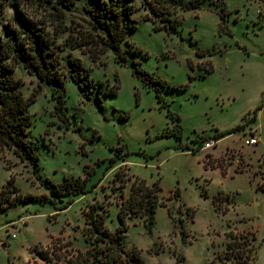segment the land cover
<instances>
[{"label": "rangeland", "instance_id": "374dc122", "mask_svg": "<svg viewBox=\"0 0 264 264\" xmlns=\"http://www.w3.org/2000/svg\"><path fill=\"white\" fill-rule=\"evenodd\" d=\"M133 3L139 25L129 40L143 55L130 60L163 83L157 82L153 89L145 87L129 68L116 65L113 52L93 54L90 47L61 53L65 59H77L86 72L94 74L92 86L103 83L102 92L95 90L90 101L84 100L70 81L62 89L41 83L27 69L18 68L16 76L24 96L29 99L39 91L29 109L33 117L30 137L38 141L39 169L35 172L13 150L0 148V189L14 178L22 195H49L47 181L57 184L64 177H79L87 167L96 172L91 184L97 187L79 203L82 216L95 200L105 202L110 211L107 225L115 230L118 222L114 218L121 201L129 196L130 185L115 180L120 167L127 166L115 171L107 168L113 156L128 154L131 174L148 184L160 181L164 194L179 189L182 201L192 207H170L175 220L164 208L158 209L151 232L140 218L129 220L128 248L137 249L145 264H208L226 252L227 243L232 242L229 232L254 242L252 264H264V19L259 14L264 12V2L223 0L224 23L220 9L210 7L209 2L197 11L179 10L172 19L181 24L177 33L171 34L156 32L153 22L146 20L151 14L145 0ZM88 22L83 12H69L61 26L74 32H67L59 42L70 34L80 37L77 32H89ZM156 26L163 23L157 19ZM210 64L212 73L206 71ZM157 91L170 111L182 118L183 143L196 150L200 137L213 139L218 132H232L245 123L247 114L253 117L254 111L261 109L256 122L220 139L216 147L191 154L178 150L175 137L165 135L174 123L168 120L167 109L158 105ZM57 97L64 100L68 121L58 117ZM255 127L260 144L245 145L244 140L255 134ZM231 150L240 152V166L233 157L222 163L224 167L206 169L208 153L219 156L213 159H221ZM98 161L104 163L98 166ZM215 168L229 175L207 172ZM219 197L215 208L214 200ZM171 198L173 194L162 200L168 205ZM52 211L51 204L28 202L0 215V235L10 245L9 250L0 246V255L5 259L10 255L9 264H55L38 254L51 252L55 246L86 249L81 225L68 223L66 215ZM74 212L70 219L75 223ZM55 223L61 226L60 232L50 241L40 242L46 239L47 231L56 232ZM9 229L17 233L16 238L8 236L11 232L7 235Z\"/></svg>", "mask_w": 264, "mask_h": 264}, {"label": "trees", "instance_id": "16d2710c", "mask_svg": "<svg viewBox=\"0 0 264 264\" xmlns=\"http://www.w3.org/2000/svg\"><path fill=\"white\" fill-rule=\"evenodd\" d=\"M207 2L211 4L210 7L220 9V17L224 23L226 13L223 0H145L151 14L146 20L153 22L156 32L177 33L181 23L172 19V16L179 10L184 12L200 10ZM75 10L87 15L90 31L85 34L77 32L80 37L70 34L63 43H60L59 40L64 34L74 32L61 25L67 19L68 13ZM135 12L136 6L133 0H0V148L13 150L23 163L31 166L35 172L38 171L39 158L36 154L38 141L30 137L33 117L29 109L37 101L39 91L29 99L24 96L22 82L16 76L18 68L27 69L41 83L56 84L62 89L65 88L66 82L70 81L79 88L83 99L90 101L95 90L102 92L103 83L92 86L94 80L84 70L81 62L70 56L65 59L61 55L66 49L82 50L83 47H90V52L93 54L113 52L116 55V62L130 68L133 76L150 89H153L157 82L163 83L139 63L130 60L132 56L143 55L142 50L129 40L139 25V21L134 17ZM259 14L264 19V12L260 11ZM157 19L163 23L162 27L156 26ZM197 54L200 55L199 52ZM206 71L212 73L211 64ZM156 97L160 108L167 109V117L174 123L172 129L165 130V135L175 137L179 149L201 150L211 137H200L195 142L198 145L197 150L183 143L182 118L170 111L158 91ZM55 99L58 117L68 121L69 115L64 100L58 97ZM260 109L254 111L253 117H250V113L247 114L244 117L245 123L232 132H218L213 139L219 141L256 122ZM120 151L123 152L121 149ZM127 155L113 156L109 161L108 169L119 164L118 162L125 164ZM103 162L98 161L97 164ZM93 174L86 167L83 177H65L57 184L47 181L49 195L45 194L41 197L20 194L14 178H11L0 189V215L18 203L28 202L51 204L58 211L65 210L76 198L88 194L97 187L91 184ZM115 180L121 181L123 185L131 183L129 196L124 198L119 206L116 229L112 230L107 225L110 218L108 206L105 202L95 200L83 213L85 220L83 237L86 249L67 250L55 246L51 252H39L41 259L55 264H145L137 249L128 248L126 238L131 227L129 220L140 218L144 227L151 232L155 226L158 208H167L172 220H175V217L172 209L160 196L162 189L158 182L150 185L144 179L133 178L128 168L122 166L116 172ZM13 194L15 195L12 196ZM178 196V190L173 192L174 198ZM220 198L214 200L215 208H218ZM227 235L232 242L227 243L226 252L218 255L208 264H252L254 242H250L245 235L236 237L231 232Z\"/></svg>", "mask_w": 264, "mask_h": 264}, {"label": "crops", "instance_id": "0c3cea01", "mask_svg": "<svg viewBox=\"0 0 264 264\" xmlns=\"http://www.w3.org/2000/svg\"><path fill=\"white\" fill-rule=\"evenodd\" d=\"M191 12V11H190ZM116 65L118 66V67H126V66H123V65H121V64H119L118 62H116ZM128 68V67H127ZM130 69V68H129ZM131 70V69H130ZM132 72V71H131ZM91 75V77L93 78V79H95V76H93L94 74H90ZM136 78V77H135ZM97 81L99 80V79H96ZM76 86V85H75ZM145 86V85H144ZM146 87V86H145ZM81 96V95H80ZM158 102V101H157ZM158 105H159V103H158ZM160 106V105H159ZM168 120H170L169 118H168ZM171 121V120H170ZM184 130V129H183ZM254 133H255V136H257V137H260V135L258 134V131H257V128L255 127V129H254ZM170 137H173V136H170ZM176 139V138H175ZM260 141H261V138H259V143H258V145L260 144ZM176 142H177V139H176ZM216 146H217V144H216ZM215 146V147H216ZM177 148H178V142H177ZM192 148V147H191ZM178 150H180V151H182V152H188V153H191V154H196L197 153V151H191V150H186V151H184V150H182V149H179L178 148ZM84 152V151H83ZM208 155H210V156H214V157H219V156H215L213 153H208ZM207 155V156H208ZM104 163V162H103ZM102 164V163H101ZM101 164L99 165V164H97L98 166H101ZM121 165H126L127 166V168H128V172H129V174L131 175V176H133V178L134 177H136L135 175H133V174H131V172H130V168H129V165L127 164V161H126V163L125 164H119V165H116V166H114V167H112V168H109V170H111V171H115L116 169H118V167H120ZM206 167V166H205ZM213 168L214 167H217V166H212ZM220 168V167H219ZM108 169V168H107ZM206 169H207V167H206ZM230 169V167L228 168V170ZM110 171V172H111ZM213 171H220L221 172V174L222 175H224V176H227V175H229V173H228V171H224L223 172V170L222 169H211V170H208L207 172H213ZM96 173V172H95ZM94 173V174H95ZM242 173H245V172H236V174H242ZM92 175V177H91V181L93 180V176H95V175ZM82 177L83 176H85V171H84V174L83 175H81ZM73 177V176H72ZM80 177V176H79ZM65 178V177H64ZM64 180V179H63ZM61 183V182H60ZM156 183V182H155ZM159 183V185H160V181L158 182ZM154 184V183H153ZM153 184H150V185H153ZM127 185H130L129 186V191H130V188H131V183L129 182ZM160 187H161V185H160ZM96 188V187H95ZM94 188V189H95ZM161 189H162V187H161ZM176 190H178V192H179V196L177 197V198H171L170 200H169V204L167 205L168 207H175V206H178V205H181V204H183L185 207H189V208H192L190 205H188V204H186L185 202H183L182 200V194H181V191L179 190V189H176ZM175 189H173L171 192H169L168 194H164L162 191H161V193H160V196H161V198H164V197H168L169 195H171V194H173V192H175L176 191ZM94 192V190H92L91 192H89L88 194H86V195H82V196H80V197H78V198H76L75 199V201L67 208V209H65V210H62V211H58L57 210V208L55 207V206H53V205H51L52 206V209H53V211H52V214H57V215H61V214H64V215H66L65 217H66V220L68 221V223H71V224H75V225H81L80 226V229H81V231L83 230V228H84V226H82V222H83V216H82V208H81V206L79 205V203L83 200V199H87V197H89L92 193ZM128 194H130V192L128 193ZM161 208H164V207H160V208H158V209H161ZM73 209H75V212H74V216L76 217L75 219H76V221H75V223L70 219L71 218V216H72V214H70L71 213V211L73 210ZM157 209V210H158ZM166 211H167V213H168V209L167 208H164ZM78 210V211H77ZM192 210V209H191ZM119 211V210H118ZM118 213V212H117ZM117 213H116V216H115V220L117 221ZM168 216H169V213H168ZM78 217H80V218H78ZM170 217V216H169ZM171 218V217H170ZM172 219V218H171ZM192 220L194 221L195 220V218H193L192 217ZM12 223L11 224H13V223H15L16 221H11ZM20 222V221H19ZM49 222H51L50 221V219H49ZM84 223H85V220H84ZM28 224V222L27 223H25V226ZM53 225V224H52ZM55 225H56V232L54 233V234H52V233H49V231H47L46 232V239L44 240V241H40V242H46V241H50L52 238H53V236L56 234V233H58V232H60V228L59 227H61L60 225H58V223L56 224L55 223ZM1 230H2V227H0V234H1ZM11 232V234H9L8 235V233H10ZM12 234H16L17 235V233L16 232H13L12 230H8L7 231V235L9 236V237H12L11 235ZM81 235H82V237H83V234L81 233ZM81 241V240H80ZM83 241L85 242V240H84V237H83ZM0 246L2 247V248H6V250H9L8 248H9V244L8 243H6V241L3 239V236H1L0 235ZM19 252V251H18ZM10 255L8 256L7 255V257H6V259L4 258V257H2L1 255H0V264H9L10 263Z\"/></svg>", "mask_w": 264, "mask_h": 264}, {"label": "built area", "instance_id": "2783aa9c", "mask_svg": "<svg viewBox=\"0 0 264 264\" xmlns=\"http://www.w3.org/2000/svg\"><path fill=\"white\" fill-rule=\"evenodd\" d=\"M217 143H218V141H216L215 139H212L211 138L209 141H206L204 143V145L202 146V150L211 149ZM258 143H259V138L257 136H255V134H250V138H246L244 140V144L245 145H248V146L258 145ZM233 157L235 158V163H237L238 166H240L241 165L240 152L233 151V150L227 152L221 159H213L212 156L208 155L206 161L204 162V164L207 167L208 166H211V167L212 166H219V165L220 166L222 165L224 167L225 165H223L222 163L223 162H226V164H227L228 160L231 159V158H233ZM11 236H12V238H16L17 237L16 234H12Z\"/></svg>", "mask_w": 264, "mask_h": 264}]
</instances>
